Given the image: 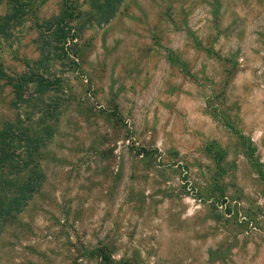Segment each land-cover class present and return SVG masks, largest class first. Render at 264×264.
<instances>
[{"label":"rangeland","instance_id":"374dc122","mask_svg":"<svg viewBox=\"0 0 264 264\" xmlns=\"http://www.w3.org/2000/svg\"><path fill=\"white\" fill-rule=\"evenodd\" d=\"M62 1L0 44L9 74L40 57ZM77 56L0 264H264V0H125ZM11 98L0 88V126Z\"/></svg>","mask_w":264,"mask_h":264},{"label":"trees","instance_id":"16d2710c","mask_svg":"<svg viewBox=\"0 0 264 264\" xmlns=\"http://www.w3.org/2000/svg\"><path fill=\"white\" fill-rule=\"evenodd\" d=\"M39 0H8L0 17V44L23 27ZM125 0H63L59 12L37 25L40 57L22 74H9L0 59V88H10L13 118L0 126V235L16 223L47 175L42 157L54 138L64 103L59 98L66 62L75 64L78 41L118 15Z\"/></svg>","mask_w":264,"mask_h":264}]
</instances>
